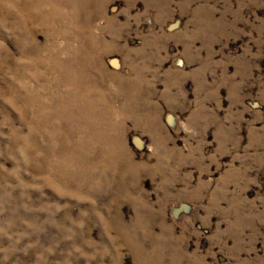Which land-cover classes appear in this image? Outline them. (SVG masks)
<instances>
[{"label": "rangeland", "instance_id": "1", "mask_svg": "<svg viewBox=\"0 0 264 264\" xmlns=\"http://www.w3.org/2000/svg\"><path fill=\"white\" fill-rule=\"evenodd\" d=\"M0 264H264V0H0Z\"/></svg>", "mask_w": 264, "mask_h": 264}]
</instances>
